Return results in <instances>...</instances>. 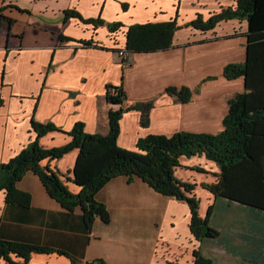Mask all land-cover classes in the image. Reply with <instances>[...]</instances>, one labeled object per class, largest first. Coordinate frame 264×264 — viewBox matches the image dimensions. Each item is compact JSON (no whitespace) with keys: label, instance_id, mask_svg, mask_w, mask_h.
Returning <instances> with one entry per match:
<instances>
[{"label":"crops","instance_id":"obj_1","mask_svg":"<svg viewBox=\"0 0 264 264\" xmlns=\"http://www.w3.org/2000/svg\"><path fill=\"white\" fill-rule=\"evenodd\" d=\"M236 7L237 0H0V165L37 138L32 119L54 123L58 129L40 138L46 149L71 142L78 126L86 134H109L110 111L122 107L107 99L109 86L123 87V107L149 105L146 125L141 110L123 113L121 147L135 150L139 137L147 134L222 131L230 99L245 91L244 79L228 80L224 69L247 60L249 23L232 18L206 30L190 23L199 15L207 20L224 8ZM66 10L104 24L74 16L66 19ZM173 20L180 27L172 47L139 53L126 50L130 26ZM114 23L121 26L111 31ZM86 41L92 45H85ZM173 86L191 88L192 99L182 103L166 93ZM78 153L73 149L42 165L49 164L72 180ZM180 164L175 171L178 179L208 181L206 175L199 178L186 171L199 166L208 168L213 182L218 179L219 166L204 155L183 156ZM69 180L70 190L80 192L81 187ZM17 188L30 194L31 205L8 203L7 192L0 191V238L65 252H35L31 264L94 260L194 264L199 246L212 264H261L256 262L258 234L254 231L260 211L238 201L215 198L211 224L220 235L201 243L191 232L188 203L161 194L138 176L132 180L126 175L114 177L98 191L96 199L107 207L110 220L97 218L91 229L83 209L69 211L53 199L37 173L27 172ZM203 194L201 216L213 198L211 193ZM218 207L224 215L216 213ZM231 211L244 216L233 218ZM221 219L223 225H219ZM0 264L6 263L0 260Z\"/></svg>","mask_w":264,"mask_h":264},{"label":"trees","instance_id":"obj_2","mask_svg":"<svg viewBox=\"0 0 264 264\" xmlns=\"http://www.w3.org/2000/svg\"><path fill=\"white\" fill-rule=\"evenodd\" d=\"M64 14L66 19L74 16L96 25L104 24L100 19H84L74 10H66ZM232 18L245 19L249 23L247 60L243 64L226 65L224 76L228 80L242 77L245 91L230 99L222 131L217 134L188 131H177L172 135L147 134L139 137L135 150L121 147L118 144L121 134L119 120L123 113L131 108L141 110L142 123L146 125L149 105L139 103L123 107L126 101L123 87L109 86L107 99L122 107L110 111V131L106 136L86 134L82 126H78L71 134V142L59 148L46 149L40 144V138L58 129L54 123L42 124L32 119L37 138L9 162L0 165V191L7 192V202L23 207L31 205L30 194L19 190L17 183L27 172L33 171L40 176L50 196L62 206L69 211L81 207L87 228L91 229L97 218L105 222L110 220L107 207L96 199L98 191L114 177L126 175L132 180L138 176L161 194L188 203L192 212L191 232L202 243L220 235L219 228L211 224L215 203L209 206L205 216H200V200L195 194V184L178 179L175 168L181 166L180 158L183 156L204 155L220 170L217 181L206 184L208 190L217 198L238 201L254 211H260L254 230L258 234L256 262L264 264V0H237L236 9L224 8L207 20L199 15L190 24L206 30ZM119 26L120 23H114L109 29L115 31ZM179 27L175 20L132 25L127 31L126 50L134 53L166 50L173 46L174 34ZM84 44L92 45L91 41ZM112 89L116 93H111ZM166 93L182 103L189 102L193 95L191 88L177 86L166 89ZM73 149H78L79 153L72 180L49 164L42 165L45 160L59 159ZM68 180L80 186V192H72ZM35 252L65 253L52 247L0 238V260L6 264H31V255ZM194 256V264H212L211 259L202 255L200 246L194 251ZM101 263L98 260V264Z\"/></svg>","mask_w":264,"mask_h":264},{"label":"rangeland","instance_id":"obj_3","mask_svg":"<svg viewBox=\"0 0 264 264\" xmlns=\"http://www.w3.org/2000/svg\"><path fill=\"white\" fill-rule=\"evenodd\" d=\"M122 51H125V50H122ZM111 93H116L115 92V90L114 89H112V91H111ZM175 171H176V168H175ZM186 171H189L190 173H193V175H195V177H199V178H204V176L206 175V179L208 180V181H205V182H202V181H200V182H198V181H195V180H193V179H190V181H187V182H189V183H192V184H195V194L199 197V200H200V207H202V204L205 202V196H204V192L206 191V192H208V193H211L212 194V196H213V198H211L210 199V201H211V205L214 203V201H215V198H217L211 191H209L208 190V188L206 187V184H212V182H213V180L211 179V177L209 176V172H208V168L207 167H201V166H199V167H195L194 169H192V168H190V169H186ZM206 173V174H205ZM177 176V175H176ZM181 180V179H180ZM197 180H198V178H197ZM182 181H184V180H182ZM213 183H215V182H213ZM208 209H209V207L207 208L206 207V214L208 213ZM214 211V210H213ZM220 211H222L221 209H220V207H218L217 208V211H216V213H219ZM214 213V212H213ZM229 213V212H228ZM205 214V215H206ZM200 215V214H199ZM212 215V214H211ZM222 215H224V213H223V211H222ZM225 215H226V213H225ZM230 215H232V217L234 218V217H238V218H243V216H244V214L243 213H240V212H238V211H231V214ZM201 216V215H200ZM228 216V215H227ZM203 217V216H202ZM215 217V216H214ZM213 222H217L218 223V219H215V221H213ZM227 223H228V218H227V220L224 222V225L226 226L227 225ZM220 224H222L223 225V221H222V219L221 220H219V225ZM240 226V225H239ZM219 254V253H218ZM93 262H96V264H98V260H94V261H91V262H89V263H93ZM89 263H86V264H89Z\"/></svg>","mask_w":264,"mask_h":264},{"label":"built area","instance_id":"obj_4","mask_svg":"<svg viewBox=\"0 0 264 264\" xmlns=\"http://www.w3.org/2000/svg\"><path fill=\"white\" fill-rule=\"evenodd\" d=\"M125 54H126L125 51H122V50L120 51V55H121V56H124ZM89 264H96V262L89 263Z\"/></svg>","mask_w":264,"mask_h":264}]
</instances>
